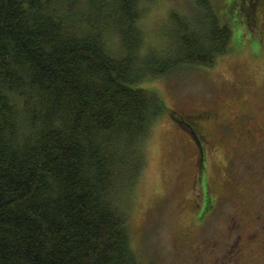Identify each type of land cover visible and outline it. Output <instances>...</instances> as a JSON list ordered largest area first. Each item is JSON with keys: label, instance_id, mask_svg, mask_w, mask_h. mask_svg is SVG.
I'll return each mask as SVG.
<instances>
[{"label": "trees", "instance_id": "1", "mask_svg": "<svg viewBox=\"0 0 264 264\" xmlns=\"http://www.w3.org/2000/svg\"><path fill=\"white\" fill-rule=\"evenodd\" d=\"M141 1L0 0V264H148L123 205L166 104L142 84L237 50L258 0H193L151 48Z\"/></svg>", "mask_w": 264, "mask_h": 264}, {"label": "rangeland", "instance_id": "2", "mask_svg": "<svg viewBox=\"0 0 264 264\" xmlns=\"http://www.w3.org/2000/svg\"><path fill=\"white\" fill-rule=\"evenodd\" d=\"M194 7L193 0L139 2L136 24L144 37L143 46L151 48L171 40L177 23L171 13L193 15ZM198 11L194 17L201 15ZM253 36L255 39L251 40ZM242 39L237 50L222 54L212 66L182 65L142 84L153 88L166 104L153 121L144 148L143 167L123 205L129 247L142 263L150 260L154 264H179L172 239L193 233L189 223L196 169L200 166L199 149L194 142L197 137L190 125L178 123L172 113L213 110L219 121L232 122L231 129H239L243 105L250 113L264 93V35L250 32ZM111 42L113 47L120 46L116 38L112 37ZM219 121L207 120L204 125L207 131L221 137L227 127ZM235 147L237 144L232 141L208 146L205 169L197 179L207 182L210 178L219 185L245 177L249 163L230 159Z\"/></svg>", "mask_w": 264, "mask_h": 264}, {"label": "flooded vegetation", "instance_id": "3", "mask_svg": "<svg viewBox=\"0 0 264 264\" xmlns=\"http://www.w3.org/2000/svg\"><path fill=\"white\" fill-rule=\"evenodd\" d=\"M244 19L250 22L247 17ZM263 21L264 0H258L252 24L259 37L264 35ZM217 116L213 110H181L174 115L178 123L194 129L200 166L196 169L195 194L191 199L189 224L193 233L172 239V245L179 264H264V93L250 113L243 105L239 129H231L232 122H221ZM212 119L227 127L226 135L218 137L207 131L205 121ZM220 141L237 144L229 154L230 159L249 163L246 176L219 185L210 178L207 182L197 179L205 169L206 148Z\"/></svg>", "mask_w": 264, "mask_h": 264}, {"label": "bare ground", "instance_id": "4", "mask_svg": "<svg viewBox=\"0 0 264 264\" xmlns=\"http://www.w3.org/2000/svg\"><path fill=\"white\" fill-rule=\"evenodd\" d=\"M135 185V184H134Z\"/></svg>", "mask_w": 264, "mask_h": 264}]
</instances>
